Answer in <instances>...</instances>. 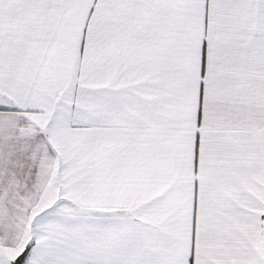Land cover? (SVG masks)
Segmentation results:
<instances>
[{
	"label": "snow or ice",
	"instance_id": "1",
	"mask_svg": "<svg viewBox=\"0 0 264 264\" xmlns=\"http://www.w3.org/2000/svg\"><path fill=\"white\" fill-rule=\"evenodd\" d=\"M0 264H264V0H0Z\"/></svg>",
	"mask_w": 264,
	"mask_h": 264
}]
</instances>
